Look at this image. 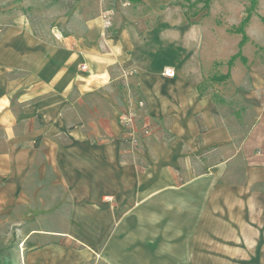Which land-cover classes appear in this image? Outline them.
I'll list each match as a JSON object with an SVG mask.
<instances>
[{"label": "crops", "instance_id": "obj_1", "mask_svg": "<svg viewBox=\"0 0 264 264\" xmlns=\"http://www.w3.org/2000/svg\"><path fill=\"white\" fill-rule=\"evenodd\" d=\"M147 2L113 31L0 11V264H160L208 231L264 264V0L231 66L245 3L213 24ZM246 197L241 219L214 210Z\"/></svg>", "mask_w": 264, "mask_h": 264}, {"label": "rangeland", "instance_id": "obj_2", "mask_svg": "<svg viewBox=\"0 0 264 264\" xmlns=\"http://www.w3.org/2000/svg\"><path fill=\"white\" fill-rule=\"evenodd\" d=\"M130 1L131 3L129 4ZM231 2L234 5L235 2H240V7H242L243 3L247 7L250 6V0H210L209 6L204 5V0H172V3L181 7L188 15V18H191L193 21H196L199 17H202L203 20L210 18L213 24L229 23L230 20H234L233 16L236 11L233 12L235 6L230 5ZM147 3V0H0V11L4 13H25L32 25L40 32L56 27H67L76 18H86L90 15H102L105 13V19L109 23L111 31H113L117 25L122 24V17L126 20L129 18L139 19L140 17L142 21H146L147 23L153 21L156 14L152 12L151 7ZM258 4L259 0L257 1L256 8H258ZM260 9L264 11V6ZM207 10L210 13L204 16ZM216 10L217 13L215 12ZM261 18L264 21V16H261ZM234 27L229 30L233 31ZM140 103L144 106L142 100ZM122 119L124 120L125 118L122 117ZM148 129V127H145L146 131H149ZM243 169L244 161L242 160L233 168V172L239 181L242 180ZM250 200L251 198L249 197L244 199L239 198L234 200L238 204L236 207L229 205L228 207L214 208V210L217 211V214L232 215L233 213V215L241 219V217H245L243 206ZM210 213L212 212H207L208 215ZM208 225L214 227L215 224L208 223ZM193 234V232L190 233V240L185 239L184 241V248L189 249L190 254L160 255V264H163L162 261L166 260L169 264H232L234 261H238L239 264H246L247 262H251L250 255H243L241 253L244 249L240 246L243 247L244 245H239L238 249L240 252L238 255L215 254L217 240L210 235V231L206 232L204 239L195 238ZM162 244L163 240L160 239V246H164ZM255 258H259L264 263V254L255 255Z\"/></svg>", "mask_w": 264, "mask_h": 264}, {"label": "trees", "instance_id": "obj_3", "mask_svg": "<svg viewBox=\"0 0 264 264\" xmlns=\"http://www.w3.org/2000/svg\"><path fill=\"white\" fill-rule=\"evenodd\" d=\"M257 1L258 0H250V6H248L246 8V14L245 16L243 17L242 21L240 22V24L238 26H235L233 28V31L235 32H238V33H242L243 35V38L242 40L240 41V50L234 54L231 59L229 60V65L231 66L234 62V60L242 54L241 52V48L243 46V44L245 43V41L247 40V35H246V31H245V27L246 25L248 24V22L250 21V18L252 16V14L254 13L255 11V8H256V5H257ZM209 3H210V0H204V5L205 6H209ZM229 77V72L224 74V75H220V76H217L216 77V80H224V79H227Z\"/></svg>", "mask_w": 264, "mask_h": 264}, {"label": "built area", "instance_id": "obj_4", "mask_svg": "<svg viewBox=\"0 0 264 264\" xmlns=\"http://www.w3.org/2000/svg\"><path fill=\"white\" fill-rule=\"evenodd\" d=\"M81 68L83 70H85L86 69V64H82ZM166 74L169 75V76H172V75H174V70L172 68H168L166 70Z\"/></svg>", "mask_w": 264, "mask_h": 264}]
</instances>
